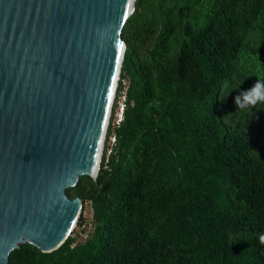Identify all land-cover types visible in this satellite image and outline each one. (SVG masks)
<instances>
[{
  "label": "trees",
  "instance_id": "trees-1",
  "mask_svg": "<svg viewBox=\"0 0 264 264\" xmlns=\"http://www.w3.org/2000/svg\"><path fill=\"white\" fill-rule=\"evenodd\" d=\"M122 39L123 119L66 189L75 227L7 264H264V102L235 103L264 81V0H135Z\"/></svg>",
  "mask_w": 264,
  "mask_h": 264
},
{
  "label": "water",
  "instance_id": "water-1",
  "mask_svg": "<svg viewBox=\"0 0 264 264\" xmlns=\"http://www.w3.org/2000/svg\"><path fill=\"white\" fill-rule=\"evenodd\" d=\"M135 0H0V264L59 247L95 178Z\"/></svg>",
  "mask_w": 264,
  "mask_h": 264
},
{
  "label": "built area",
  "instance_id": "built-area-1",
  "mask_svg": "<svg viewBox=\"0 0 264 264\" xmlns=\"http://www.w3.org/2000/svg\"><path fill=\"white\" fill-rule=\"evenodd\" d=\"M123 85H124V88L120 91L119 95H116V92L114 95V100H113L114 106L112 105V109H111L109 120H108V125L110 124L111 127L118 126L121 120L123 119V113L125 109V92H126L125 86L126 84H124L123 82ZM105 139H106V134H105V138L103 142V149H104V145L106 144V154H109L112 146L115 143V134L112 132L110 135H108L106 141Z\"/></svg>",
  "mask_w": 264,
  "mask_h": 264
},
{
  "label": "clouds",
  "instance_id": "clouds-1",
  "mask_svg": "<svg viewBox=\"0 0 264 264\" xmlns=\"http://www.w3.org/2000/svg\"><path fill=\"white\" fill-rule=\"evenodd\" d=\"M258 102H264V81L259 79L248 90L241 91L235 97V103L239 109L255 106ZM261 240L264 241V236Z\"/></svg>",
  "mask_w": 264,
  "mask_h": 264
},
{
  "label": "rangeland",
  "instance_id": "rangeland-1",
  "mask_svg": "<svg viewBox=\"0 0 264 264\" xmlns=\"http://www.w3.org/2000/svg\"><path fill=\"white\" fill-rule=\"evenodd\" d=\"M126 80L124 81V84H126ZM83 216L86 218V220H87V222L89 221V219H90V207H89V205L88 204H86V206L84 207V209H83ZM87 226H88V224H87ZM76 229H77V227H76ZM79 238H82V237H79Z\"/></svg>",
  "mask_w": 264,
  "mask_h": 264
}]
</instances>
